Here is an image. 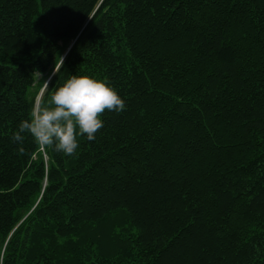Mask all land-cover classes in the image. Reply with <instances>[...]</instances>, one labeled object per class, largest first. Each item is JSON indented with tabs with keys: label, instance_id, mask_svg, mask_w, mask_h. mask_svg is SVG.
Instances as JSON below:
<instances>
[{
	"label": "trees",
	"instance_id": "trees-1",
	"mask_svg": "<svg viewBox=\"0 0 264 264\" xmlns=\"http://www.w3.org/2000/svg\"><path fill=\"white\" fill-rule=\"evenodd\" d=\"M71 75L125 108L14 142ZM0 264H264V0H0Z\"/></svg>",
	"mask_w": 264,
	"mask_h": 264
},
{
	"label": "clouds",
	"instance_id": "clouds-1",
	"mask_svg": "<svg viewBox=\"0 0 264 264\" xmlns=\"http://www.w3.org/2000/svg\"><path fill=\"white\" fill-rule=\"evenodd\" d=\"M125 106V100L106 81L71 75L56 89L48 106L35 107L31 118L19 123L11 139L22 143L28 133L39 146L52 145L57 151L72 155L79 147L77 136L86 134L87 140L96 139V133L104 126L100 114L106 109L119 112Z\"/></svg>",
	"mask_w": 264,
	"mask_h": 264
},
{
	"label": "water",
	"instance_id": "water-1",
	"mask_svg": "<svg viewBox=\"0 0 264 264\" xmlns=\"http://www.w3.org/2000/svg\"><path fill=\"white\" fill-rule=\"evenodd\" d=\"M43 93V89H42V91H41V93L40 94H42Z\"/></svg>",
	"mask_w": 264,
	"mask_h": 264
}]
</instances>
